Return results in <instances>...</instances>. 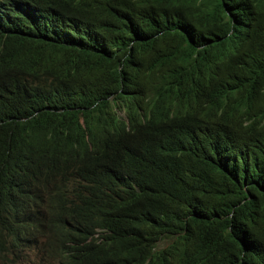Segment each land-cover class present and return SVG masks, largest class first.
I'll list each match as a JSON object with an SVG mask.
<instances>
[{
	"label": "trees",
	"instance_id": "1",
	"mask_svg": "<svg viewBox=\"0 0 264 264\" xmlns=\"http://www.w3.org/2000/svg\"><path fill=\"white\" fill-rule=\"evenodd\" d=\"M120 7L0 0V264H264V0Z\"/></svg>",
	"mask_w": 264,
	"mask_h": 264
},
{
	"label": "clouds",
	"instance_id": "2",
	"mask_svg": "<svg viewBox=\"0 0 264 264\" xmlns=\"http://www.w3.org/2000/svg\"><path fill=\"white\" fill-rule=\"evenodd\" d=\"M142 1L143 0H120V8L118 15L125 16V19L127 22H131L134 10L138 11L142 8ZM146 24L141 23L140 21H137L133 28L140 34L146 33ZM251 25L250 23L246 24V28L243 30V32L240 34L238 38V42L229 45V47H218L216 49L217 55H222L227 62L237 55L238 53H243L244 49L249 46V43L245 42L246 38H251ZM202 76V75H201ZM146 79V78H145ZM149 81L146 79L145 82L142 85L136 84L134 86L135 91H139L142 86L146 85ZM128 90L133 91V89L128 88ZM182 91L193 98H199L201 96H204L207 94V87L205 82L202 81V78L200 76H196L192 81H189L182 87ZM216 113L218 112L217 108H214ZM120 116L122 117L123 121L126 123V119L122 116L120 113ZM194 125L196 124L193 123ZM193 125V126H194ZM193 126H189L188 128H193ZM208 154L212 157H214L216 160L222 163H228L231 161L233 157L236 155V149H235V143L231 141H213L207 145ZM254 236V235H253ZM255 244L258 248L264 250V245L258 241V239L255 237Z\"/></svg>",
	"mask_w": 264,
	"mask_h": 264
},
{
	"label": "rangeland",
	"instance_id": "3",
	"mask_svg": "<svg viewBox=\"0 0 264 264\" xmlns=\"http://www.w3.org/2000/svg\"><path fill=\"white\" fill-rule=\"evenodd\" d=\"M169 243H170V240L169 239H162V240H160L157 243L156 247L158 249H161V248L163 249V248L167 247Z\"/></svg>",
	"mask_w": 264,
	"mask_h": 264
},
{
	"label": "bare ground",
	"instance_id": "4",
	"mask_svg": "<svg viewBox=\"0 0 264 264\" xmlns=\"http://www.w3.org/2000/svg\"><path fill=\"white\" fill-rule=\"evenodd\" d=\"M247 17V16H246ZM243 21V20H242ZM249 21V20H248ZM248 21H247V23H248ZM250 22H251V20H250ZM250 25H251V23H250ZM254 26V25H253ZM252 27V26H251ZM254 28V27H253ZM95 31V30H94ZM96 34V33H95ZM101 35V34H100ZM104 38H105V36H104ZM109 47H111V46H109ZM115 47V46H114ZM232 188V187H231ZM234 189V188H233ZM136 217V216H135ZM126 219V218H125ZM145 221H146V219H145ZM110 222V221H109ZM136 223V222H135ZM140 224V223H139ZM111 225H113V224H111ZM110 226V225H109ZM144 227V226H143ZM123 232V231H122Z\"/></svg>",
	"mask_w": 264,
	"mask_h": 264
}]
</instances>
